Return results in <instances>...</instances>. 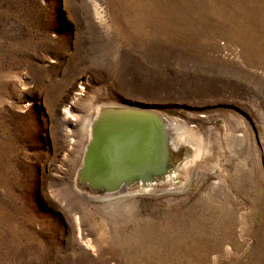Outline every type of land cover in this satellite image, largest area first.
<instances>
[{"label": "rangeland", "instance_id": "rangeland-1", "mask_svg": "<svg viewBox=\"0 0 264 264\" xmlns=\"http://www.w3.org/2000/svg\"><path fill=\"white\" fill-rule=\"evenodd\" d=\"M258 41L264 0H0V264H264ZM113 105L179 124L172 177L85 188Z\"/></svg>", "mask_w": 264, "mask_h": 264}, {"label": "bare ground", "instance_id": "bare-ground-1", "mask_svg": "<svg viewBox=\"0 0 264 264\" xmlns=\"http://www.w3.org/2000/svg\"><path fill=\"white\" fill-rule=\"evenodd\" d=\"M254 27L256 25L251 22L244 28L250 33ZM258 43L261 48L264 47L262 42L258 41ZM180 128L176 121L165 119L150 110L121 105L102 107L99 120L92 126V137L85 162L87 163L88 158L92 156L96 158L100 155L101 142H103L108 151L104 160L106 169L91 183L88 181L91 179L90 176L87 177L88 179L86 176H81L82 183L85 184V188L108 196L113 191L135 184L149 188L163 179L172 177L191 152V150L187 151L188 154L182 152L181 143L184 140ZM161 144H165L171 152L170 167L163 174L156 175L152 180L138 181H130L119 176L120 171L130 167L134 161L155 152Z\"/></svg>", "mask_w": 264, "mask_h": 264}, {"label": "water", "instance_id": "water-1", "mask_svg": "<svg viewBox=\"0 0 264 264\" xmlns=\"http://www.w3.org/2000/svg\"><path fill=\"white\" fill-rule=\"evenodd\" d=\"M159 124V123H158ZM160 135V132L158 133ZM102 143V147L100 148V155L95 158V156H92L88 158L87 163L86 155L84 159V168L85 173L84 176L86 178L88 176L91 177V179L88 181L95 180V178L102 174V171L106 168H104L106 162L104 163V160H106V153L108 152L106 150V146ZM90 156V154H89ZM171 164V152L170 149L165 146V144H161L159 149H157L155 152L148 154L144 158H140L134 163L128 166L127 168H124L123 171H120L119 176H122V178L128 179L130 181H138V180H152L156 175L163 174Z\"/></svg>", "mask_w": 264, "mask_h": 264}]
</instances>
